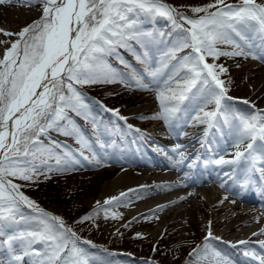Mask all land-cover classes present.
I'll return each instance as SVG.
<instances>
[{"label":"snow or ice","instance_id":"6c2138e0","mask_svg":"<svg viewBox=\"0 0 264 264\" xmlns=\"http://www.w3.org/2000/svg\"><path fill=\"white\" fill-rule=\"evenodd\" d=\"M12 2L31 6L33 0H0V4ZM35 2L41 6L39 19L18 33L0 29L6 36L18 37L0 58V250L6 249L9 257L0 259V264H16L25 256L33 257V264H89L88 251L81 245H96L81 240L61 217L36 205L19 191L21 185L13 179L31 181L42 174L39 166L48 171H61L80 164L77 156L88 159L84 152L91 150L93 141L68 113H75L91 123L93 133L99 131V124L75 85L121 83L128 88L152 90L159 111L141 119L162 120L169 128L191 120L194 124L207 125L205 136L215 126L217 118L223 116L224 123H231L233 146L237 151L233 158L221 157L214 163L236 166L250 162L254 167L258 159H264V110L250 115L231 114L230 121L223 102L233 98L227 95L225 80L220 78L228 69L215 63L221 56H251L264 60V3L258 0H237L236 3L210 0L191 9L203 15L189 17L164 0ZM158 16L170 21L176 35L153 66L147 47L154 34L143 31L141 25ZM249 28L256 29L262 37L259 46L247 37L245 29ZM220 44L230 45L231 50L219 48ZM120 49L129 52L143 65L142 72L136 71L120 56ZM182 52L185 54L180 55ZM110 57H116L127 71L114 67ZM206 57H212L213 63H208ZM208 103L215 105L213 111L204 110ZM190 105H195V115L189 112ZM101 107L126 123L127 118L120 115L119 109H109L103 104ZM115 127L119 128V125ZM126 127L129 131L141 132L131 124L126 123ZM50 131L74 137L81 148L74 153L67 145L51 140ZM41 136L49 138V145H44ZM95 143L104 147L98 138ZM181 148L182 145L177 144L173 149L179 156L175 165L186 159ZM51 160L55 161L54 165L49 163ZM194 163L188 166L191 168ZM260 171L264 174V169ZM234 172L235 167L224 176L231 179ZM226 183L227 180L223 181L221 187ZM110 200L117 201L118 198L105 200L104 206ZM25 205L36 214L25 215L22 211ZM97 206L78 223L97 214L101 207L99 202ZM210 239L219 238L213 237L209 230L203 245L192 249L190 257L197 261L208 260L209 264H233L230 258L211 246ZM258 243L264 250V240ZM238 244L247 248L250 241L241 240ZM243 255L264 264V252L248 248Z\"/></svg>","mask_w":264,"mask_h":264},{"label":"rangeland","instance_id":"374dc122","mask_svg":"<svg viewBox=\"0 0 264 264\" xmlns=\"http://www.w3.org/2000/svg\"><path fill=\"white\" fill-rule=\"evenodd\" d=\"M199 1L196 2L193 0H189L188 3L184 5L177 4L178 2L174 3L173 1H164V2L173 6L177 10L184 12L189 17H197L199 15H203V13H194L192 12L191 9L193 7L207 4L206 1L205 2H199ZM226 2L236 3L237 0H226ZM32 5H36L40 9V14L39 16H37V19H39L40 16L42 15L41 6L37 4L35 0H33ZM159 18H164L167 20V18L165 17H159ZM37 19L35 18V20ZM177 19L180 23L184 24L183 20H179V17H177ZM168 23H170V21H168ZM142 26L143 23L141 25V29L143 31L150 32L149 27H147V29H144ZM184 26L189 27V25L187 24H185ZM20 30H21L20 28H16V31L15 30L14 31L15 33H18ZM16 37H17L16 35H12V41H9L4 46L5 50L6 48L11 46V43L15 41ZM226 45H223L222 47L226 50H230L231 46H226ZM127 56L130 58L131 65L134 69H138V68L141 70L143 69V66H141V64L138 61H136L130 53H127ZM121 57L125 59V61H128L123 56ZM206 60L208 63H213L212 57H206ZM109 61L114 67L118 69H124V66L119 63V60L116 57H110ZM230 61L236 63L237 65L240 64V66L231 67L229 65L231 63ZM246 62L247 63L250 62L251 65L250 63H248L249 67H245ZM215 63L222 64L228 69V72L221 74L220 78L225 80V86L228 88L227 95L229 97H236V94H239L238 87L240 86L242 87V84L244 83L246 77H248L246 73L250 71L249 68L254 65H257V62L254 63L250 61V59L241 62H235V59H226L224 58V56H221L218 59H216ZM124 70L127 71V69ZM75 87L80 92H82V94L85 97V102L88 104L90 109L91 107H94L92 106V104L94 105L95 103H97L96 100H99V103L103 104L109 109L120 108L119 113L123 111H125L126 113L127 110L122 108L124 104H127L130 101L139 102L143 99L145 100L147 99L148 96L151 95L150 93L154 92L152 90H143V89L135 90L134 88H132L131 90L132 91L134 90L133 92L130 91L132 99L122 101L119 100L121 98L118 97L115 98L114 96H111L115 92H118L120 90H123V88H125V86L122 85L121 83H96L89 85H75ZM125 95L127 96L128 94ZM153 95H155V92ZM237 98L243 99V97L240 96ZM243 100H248V99L244 98ZM157 102L158 101L155 100L154 103L159 107V103ZM151 104L152 102L145 105L138 104L139 106L137 105V109L141 111L142 108L150 106ZM207 105H211V104L208 103ZM225 105H226V101L223 102V108L226 107ZM158 107L155 106V108L142 113V115H140L138 118V121L143 126H146V127H142L144 128V132L142 131L140 132L142 133V136H144L145 138H146L145 135H147L146 133L155 132L151 130L152 126L150 124L154 121L153 119H141V117L152 116L154 113L159 111ZM192 108L194 109L195 105L189 106V110H191ZM133 109L134 108H132V110ZM204 110L206 111V107ZM69 113H70L69 116L71 115L79 118V116L75 115V113L72 112ZM80 120L81 122L82 121L85 122V120L84 119L82 120V118ZM157 127H159V125ZM158 130L162 131L160 128ZM106 132L108 131L106 130ZM127 132H129V130H127ZM130 134H131L130 136L135 141L134 143L135 146L136 138L133 137L132 133ZM51 135H56V134L54 131H50L48 136L50 137ZM134 135L136 136V134ZM137 135L140 136L139 133H137ZM56 136L61 137L63 139V142L60 140H56L52 137H50V139L56 140L60 142V144L62 145H67L68 149L72 150L74 153L81 148V145L76 142L74 137H65L63 135L61 136L56 135ZM40 139L43 140L44 145L46 146L49 145L50 143L49 138L41 136ZM155 139L158 138L155 137ZM136 146L143 147L142 144ZM233 149L235 148L228 149V151L232 152ZM97 150L101 155L102 154H104L105 156L109 155L108 153L106 152L104 153L99 149ZM184 150L180 149V151L184 153V156L187 159H191L192 155H190L189 150L187 148ZM85 151L91 152V150H85ZM84 155L87 156L88 159L87 160L84 158L81 159L80 156H78L79 158L78 157L77 158L80 160V164L75 165L71 169L61 170V171H57L53 169L52 171H48L46 167L39 166V172L42 174H40L38 178L31 181H24L19 178H13V179L15 183L21 185L19 191L23 192L27 197L35 201L36 205H38L40 208L44 209L45 211L55 216L61 217L65 221V223L68 226H70L74 232L77 233V235L81 238V240L91 241L93 245H96V247H92L90 245H81L85 247L88 251L89 264H97L96 259L100 258L102 254L105 253V251H101V249H98L99 247L98 244L107 247L109 249L108 253H111L110 251L112 249H117L122 253L130 252L132 255H135L137 259L144 257L151 259L152 260L151 264H188L189 261H191L192 264H209L208 260L197 261L195 257H190L189 255V253L192 252V249L196 248L197 245H201V246L203 245L204 238L207 235V233H204V229H203L204 226L207 224V221L205 219L208 218L207 217L208 215L212 216L213 213L212 212L213 210H211L210 205H208V203L204 205L203 207L205 208L204 210L199 209L197 206L201 202L198 201V199L196 198H193L191 200L192 202L189 204V209H187L186 204L181 205L180 209L178 208L179 209L178 211L172 210L170 213L167 212V210H158V209L149 212L141 211L142 213H140V211L131 209V211L128 212L126 215H124L123 218L122 216L120 217V215L117 216V218L113 216V214H115L118 211V209L116 208H108L107 211H105L104 208H100L98 213L93 215L91 219L85 220L82 223H78L81 217L85 216L88 213H92L93 210L98 207L97 202H99L98 198L102 189V185L104 183L103 176H105L106 174H110V176L113 177L117 173L116 171H121L120 167L112 164L97 166L96 164L98 163L96 160V155L94 153L91 154L89 153L87 155L86 154ZM170 157L173 159V156ZM220 157L223 156L219 155V158ZM37 163L39 164V161H37ZM49 163L54 165L55 161L51 160L49 161ZM114 168H118V169L116 170ZM126 168L127 167H125V169ZM113 169L114 171H112ZM138 171L141 170L139 169ZM53 173L55 175H53ZM145 182L147 183L148 181ZM143 185H147V184H143ZM146 194L147 192L136 191V193H125L124 197H135ZM90 199L91 201H93L92 205H87L86 201H89ZM165 201L166 199L163 202ZM157 203L160 202L154 201L152 205H155ZM181 203L184 204V202ZM221 203H223V201ZM193 205H195L196 207H194ZM24 207L26 206H22V211H24L23 210ZM166 208L168 209L169 207ZM35 214L36 213H34V215ZM25 215H29V214H25ZM224 216L225 215L221 216L222 218L219 217L218 220L220 222H218V224L216 223V225H214L215 230L211 231L213 237H218L219 239H210L209 241V243L213 248H215L218 251H220L219 249H221L222 250L220 251L221 253L224 251L220 244L222 241L228 243H236L242 240L239 238H247V236L250 233L257 230V228L260 226L257 225L258 223L255 220L251 222L250 226H246V227L236 226L239 225L238 223L242 222V220L246 219V217L241 216L239 218L236 216L235 217L232 216L224 219ZM235 226L236 228L233 229L234 233L230 231L229 234L226 235V237L222 238L219 236L220 233L226 231V228L228 230V228L231 227L233 228ZM241 232H243V234L238 235ZM137 233H139L140 235L138 236ZM253 238L263 239L264 237L254 236L250 240H254ZM104 244H108V245H104ZM257 244L259 243L253 245H257ZM37 247L42 248L43 246L37 245ZM4 251L5 253L0 252V259L7 260L9 258L8 254L6 249ZM200 255L203 256L204 253L200 252ZM20 262L21 261L16 262V264H20ZM109 264H114V263L109 262Z\"/></svg>","mask_w":264,"mask_h":264},{"label":"bare ground","instance_id":"6f19581e","mask_svg":"<svg viewBox=\"0 0 264 264\" xmlns=\"http://www.w3.org/2000/svg\"><path fill=\"white\" fill-rule=\"evenodd\" d=\"M164 1H173L174 3L178 2L177 4H183L184 5V4H187L189 0H164ZM193 1L198 2L199 0H193ZM205 1L207 3L210 2V0H200L199 2H205ZM258 2L264 3V0H258ZM39 14H40V9L36 5L26 6L22 3H17V2L0 4V29H2L3 32L15 33L16 28L22 29L26 25L31 24L35 20V18L37 19V16H39ZM156 20L158 21L156 27L151 26V25L150 26L144 25L142 27L144 29H147V26H148L149 29L152 30L151 33H153L154 35H156L158 37V36H160L159 34L162 33L161 32L162 31V25H161V23H160L161 21L159 19H156ZM169 28L170 27H168L167 29H169ZM3 32H0V58L3 56L4 50H5L4 46L9 41H12V36H6L3 34ZM164 32H167V30H165ZM245 32H246L247 37L252 42H254L257 46L260 45V43L262 41V37L257 34L256 29H253V28L245 29ZM160 37L164 43H168V44L170 43L168 34L167 35L164 34L163 36H160ZM17 39H18V37L15 38V41ZM152 42H153V40H152ZM157 43H158V41L156 40L154 42V44L156 45ZM223 45H226V44H220V45H218V47L221 49H224L222 47ZM226 46H230V45H226ZM150 47L151 46L147 47V51L149 50ZM151 48H153L152 52L148 51V53H149L150 58L153 61L156 59V56H157V53H155L154 51L157 49L159 50L161 48L159 46H154V47L152 46ZM224 50H226V49H224ZM186 51H189V50H185V52ZM127 53H129V52H127L123 49H120L121 56L126 58V60H128L127 62L131 64V60L127 56ZM184 54L185 53L182 52L181 55H184ZM224 58L235 59V62H241V61H244L247 59H250L252 61L253 60L259 61L260 60L259 65H254V66L250 67L249 68L250 71L248 73L244 72L247 74L248 77H246L244 83L242 84V87L241 86L238 87L239 88V91H238L239 94H236L237 97L240 96V97H243V99L247 98L248 103L245 104L240 99H236L235 97H232L233 99L229 100V102L235 107L236 110H234V111H238V113H240V114L242 113L244 115L245 114L250 115V114H252L258 110H264V60L259 59V58L253 59L251 56H248L247 58H245L244 56H235V57L224 56ZM248 63H250V62H248ZM248 63L247 62L245 63L246 64L245 67H249ZM243 64H244V62H243ZM229 65L231 67H239L240 66V64L237 65L236 63H233V62H231ZM250 65H251V63H250ZM135 70H137L138 72H142L143 69L141 70L138 68ZM130 89H132V88L125 87L123 90L115 92L111 96H114L115 98L116 97L121 98L119 100H122V101L132 99L131 94H130ZM40 90L41 89H37V91H40ZM135 90H137V89H135ZM125 94H128V95L126 96ZM155 100L156 99H155V95H154L152 99L147 98V99H145V100L143 99L139 102L130 101L127 104H124L122 106V108L126 109L127 110L126 113L129 115V117H131L132 119L135 120L142 114V113L140 114V110L137 109V105L138 104L139 105H145V104L151 103L152 101H155ZM137 101H138V99H137ZM209 104H211L212 109H215L214 104H212V103H209ZM131 105H134V106H131ZM252 105H255V107L253 108ZM128 106H130V107H128ZM132 108H134V109L132 110ZM89 112H90L91 116L94 118L96 116L97 117H104V121H102V125L104 126L103 128L107 129L108 132H112V135H108L109 133L107 134V133H105L104 130L99 129V131L97 133H94L95 136L102 138L101 142L103 143V145L105 147L112 150V152L118 154V150L116 149V146L120 145L123 147L124 145L122 143H120L122 140L130 141V144L134 145L135 141L130 136L131 134L129 132H127V129L123 124H122L123 126H119V128L112 127L111 126L112 121H109V118H108L109 115L103 114V112L99 109L89 110ZM262 114H264V113H262ZM80 118L84 119L81 116H80ZM74 121L77 125L80 126L81 129H83V127L81 126V123L79 124L76 120H74ZM85 122H88V121L85 120ZM220 122H222V124ZM204 125H205V127H207L206 124H204ZM220 125L223 126V129L221 128ZM173 128L177 129L176 126H173ZM230 130H231V123H224V120H222L221 117H218L217 122L215 123V126L211 129H209L207 136H205V133L203 135H199L200 138L203 137V140H207V143L203 142L202 146L203 147L208 146L210 144V140H211L212 144L217 143V141L214 137V136H216V134H218L220 141H222V142L226 141V138L232 136V134L229 136L227 135V132ZM9 131H11V129H9ZM110 137H112V139H109ZM211 137H214V138L211 139ZM107 138L109 140L105 141V139H107ZM92 141H93L92 146H93V144L100 146V144L95 143L94 137H93ZM140 144H142V143H140L136 139V145H140ZM142 145L148 151L145 153H149L150 150H148V148H147L149 146L147 145V147H146L145 146L146 144H142ZM153 147H155V146H153ZM220 148H222V146L218 147L217 149L219 150ZM149 149H150V147H149ZM119 152L121 153V155H120L121 159L123 161H125L128 158L126 155L127 152L126 153L123 152V149L119 150ZM152 158L154 161L153 164L155 166L171 167L170 163L168 164L165 160H159L156 157H152ZM211 158H213V155L211 156ZM211 158H206L203 161L204 165L201 169L197 170V174H194L193 172H191L187 176V178H185L187 190H185L181 193L177 192L178 194H175L172 197V199H168L165 202H163V203H165V204L161 205L163 207H158L157 209L158 210H167V212L170 213L172 210L178 211L180 209V206L185 205V204L187 205V209H189V204L192 202L191 200L193 198H196V199H198V201L201 202L197 206L199 209L204 210L205 209V208H203L204 205L206 203H208V205H210L211 210H213L212 216L206 215L208 218L205 219L207 221V224L203 228L204 233L208 234L209 230H211V231L215 230L214 225H216V223L218 224V222H220L218 219H219V217L222 218L221 216H223V215H225L224 219L232 217V216L233 217L236 216L239 218L241 216L246 217V219L242 220V222L238 223L239 225H236V226H242V227L248 226L249 223H251V222H253V220H255L258 223L257 225H262L261 227H263V229H264V213L261 211L260 212L254 211L253 206H252V205L259 206L260 208L264 207V200L257 198L256 195L252 194V188L253 189H254V187L260 188V187H256V186H258V184L260 182L257 180L258 178L256 177L254 170L255 169H264V159H260L259 165L255 164L254 167L251 164H246V168H241L240 167L241 164L236 165V166L223 165V168L226 169V172H231L233 167H235V172L233 173L232 178L229 179L225 176L219 175L223 168L215 171L212 168L206 167L205 161H208ZM198 161L199 160L195 161V163ZM129 163H130V165H136L137 168H131V170H129V171L128 170L116 171L118 168H114V169H116L115 171L117 173L113 177L110 176V174H106L105 176H103L104 183L102 185V189H101V192H100V195L98 198L99 202H100V206H101L100 208L105 209V207H106L107 209L108 208L118 209V211L115 214H113V216L115 218H117V216H119V215H120V217L122 216V218H123V216L126 215L128 212H130L131 209H135L136 211H139V210L148 208V207L152 206V203H154V201H158V202L164 201L165 199L171 197L169 195V192H170V190L174 189V187H171L172 184H169L170 186H168L167 188H169V187L170 188L168 189V192H166V195L155 196V195L159 194V188H162L161 184H165L161 181L163 179H166L165 180L166 182H170L168 178L171 177L172 174L170 172L160 173V172H156V170L153 172H150L149 170H144L142 172L138 171L139 167L147 169L148 166L144 162V160L132 159L130 161L125 162L124 164L126 165ZM136 166H133V167H136ZM176 167L180 168L181 164L177 165ZM114 169L112 171H114ZM152 175H153V177H152ZM247 175L250 176V178L252 179V184H253L252 187H250V185L248 186L245 184ZM260 176H261L262 182H264V174L260 173ZM205 180H211L213 182H216L213 185L218 187L219 189L225 190L226 193L222 194V193L218 192L217 190L212 189L209 186L208 181H205ZM225 180H227L226 185L224 187H221V183ZM229 180L239 181V183L241 184L239 187L240 190L236 189L234 186L232 187L229 184L231 182V181L229 182ZM145 181H148L149 183L148 182L146 183ZM143 184H147V185H143ZM178 184H180V183H178ZM165 185H167V184H165ZM174 185H175V187H177V186L181 187V185H177V184H174ZM242 185H244V186L242 187ZM245 186L250 187V189H247V191H244ZM137 188H141V189H138L136 191L147 192V194L141 195V196H135V197H124V196L120 197L121 193H125V192L129 191L130 189L134 190ZM259 190H262V189L260 188ZM132 193H136V192H132ZM111 197H117L118 200L117 201H111L110 200L109 204L107 206H104V201L108 200ZM221 201H223V203H221ZM92 202L93 201H91V199L89 201H86L87 205H92ZM181 202H184V204H182ZM160 204H162V203H160ZM193 206L196 207L195 205H193ZM166 207H169V208L167 209ZM227 211H229V212H227ZM208 214H209V212H208ZM224 221H226V220H224ZM228 223H230V222H228ZM236 226L233 228L232 227L228 228V230L226 228V231H223L222 233H220L219 236L222 238L226 237V235H228L230 231L233 232V229L236 228ZM243 232H241L239 234L237 233V234L241 235V234H243ZM254 233H257V235H253V236H258V237L263 236L264 237V232H261V230L255 231ZM258 239H260V238H258ZM253 248L259 249L260 251H258V252H264V250L261 249L259 244L253 245ZM0 252L5 253L4 250H0ZM17 253H18V255L20 254L19 252H17ZM234 256L235 255H227V257L233 261V264H238L237 262H239V264H242V263L243 264H254V260L252 258H249L247 260H246V257L241 258V260L238 258L239 261L238 260L235 261L233 259ZM23 258H25V257H23Z\"/></svg>","mask_w":264,"mask_h":264}]
</instances>
